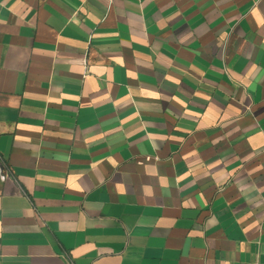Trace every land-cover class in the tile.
Masks as SVG:
<instances>
[{"label":"crops","instance_id":"1","mask_svg":"<svg viewBox=\"0 0 264 264\" xmlns=\"http://www.w3.org/2000/svg\"><path fill=\"white\" fill-rule=\"evenodd\" d=\"M0 264H264V0H0Z\"/></svg>","mask_w":264,"mask_h":264},{"label":"built area","instance_id":"2","mask_svg":"<svg viewBox=\"0 0 264 264\" xmlns=\"http://www.w3.org/2000/svg\"><path fill=\"white\" fill-rule=\"evenodd\" d=\"M84 65H85V67H87V63H86V60H85V62H84Z\"/></svg>","mask_w":264,"mask_h":264}]
</instances>
